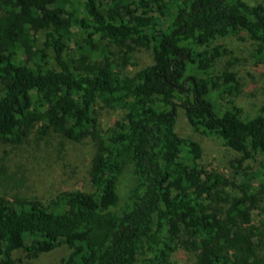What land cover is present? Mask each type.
I'll return each mask as SVG.
<instances>
[{
  "label": "trees",
  "instance_id": "obj_1",
  "mask_svg": "<svg viewBox=\"0 0 264 264\" xmlns=\"http://www.w3.org/2000/svg\"><path fill=\"white\" fill-rule=\"evenodd\" d=\"M239 34L264 66V3L0 0V142L20 144L36 128L96 147L93 192L0 198V264L62 246L70 253L59 264H172L181 248L193 264H264L251 225L252 211L264 214V102L243 116L213 99L239 86L235 73L216 74L227 50L213 44ZM138 49L152 64L129 75ZM99 103L123 112L106 130ZM179 108L196 133L239 155L233 180L199 165V143L175 131ZM256 157L257 168L244 166Z\"/></svg>",
  "mask_w": 264,
  "mask_h": 264
},
{
  "label": "rangeland",
  "instance_id": "obj_2",
  "mask_svg": "<svg viewBox=\"0 0 264 264\" xmlns=\"http://www.w3.org/2000/svg\"><path fill=\"white\" fill-rule=\"evenodd\" d=\"M249 5L264 3V0H246ZM221 44L227 53L218 59L215 72L227 70L236 74L239 86L232 97L221 100L216 96L214 102L220 109L231 108L227 100L242 110V115H251L264 102V66H255L250 59L253 44L243 34L218 39L213 45ZM107 47V46H106ZM111 52L117 50L110 46ZM133 66L126 68V73L134 75L139 70L152 64L150 52L136 50L132 55ZM100 130H106L121 119L123 112L110 109L102 103L95 107ZM176 133L184 139L199 143L202 157L199 165L207 171H215L229 180L235 177L236 160L239 155L224 147L214 136L196 133L189 125L182 109H178L175 125ZM95 143L89 137L79 142L68 140L61 135L49 132L40 136L33 129L20 144L10 145L0 142V198L29 199L47 203L61 192H93L90 184V168L95 155ZM259 158L244 163V166L258 167ZM134 184L127 175L121 184V204L127 191ZM230 196L239 193L234 187L225 188ZM264 197V192L262 194ZM215 205V204H213ZM264 206V203L261 204ZM251 225L258 226L261 240L259 255L264 258V214L260 210L252 211ZM70 251L59 247L37 259L27 260L23 254L15 253L12 257L16 264H59L67 259ZM172 264H193L192 253L181 248L171 258Z\"/></svg>",
  "mask_w": 264,
  "mask_h": 264
}]
</instances>
